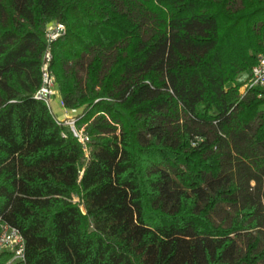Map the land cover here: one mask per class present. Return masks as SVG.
Here are the masks:
<instances>
[{
	"label": "trees",
	"instance_id": "trees-1",
	"mask_svg": "<svg viewBox=\"0 0 264 264\" xmlns=\"http://www.w3.org/2000/svg\"><path fill=\"white\" fill-rule=\"evenodd\" d=\"M47 50L85 143L34 98ZM258 53L264 0H0L18 264H264V87L240 92Z\"/></svg>",
	"mask_w": 264,
	"mask_h": 264
},
{
	"label": "built area",
	"instance_id": "built-area-1",
	"mask_svg": "<svg viewBox=\"0 0 264 264\" xmlns=\"http://www.w3.org/2000/svg\"><path fill=\"white\" fill-rule=\"evenodd\" d=\"M65 27L58 22L50 23L46 28V38L48 44L55 40L58 36L63 34ZM51 59L49 50L44 53L42 65V85L34 94V98L43 100L50 108L51 94L53 93V86L56 84L53 75L48 69V63ZM254 87H264V53L256 55L255 63L249 69L246 77L241 83L240 92L244 93L246 90ZM62 105V102L60 100ZM56 120L69 127L73 136L79 142L85 143L87 136L82 132V129H76L74 126L75 117L68 116L64 119ZM5 253L8 258L2 264H18L25 260V238L19 228L4 221L0 216V254Z\"/></svg>",
	"mask_w": 264,
	"mask_h": 264
},
{
	"label": "crops",
	"instance_id": "crops-1",
	"mask_svg": "<svg viewBox=\"0 0 264 264\" xmlns=\"http://www.w3.org/2000/svg\"><path fill=\"white\" fill-rule=\"evenodd\" d=\"M51 101L52 102H55L56 107L53 109V107L51 106ZM50 101V110L52 111V113L54 114V116L57 118V119H64L65 117H68V116H72V117H76L78 111L76 110H69V109H66L63 107L62 105V109L59 107L60 106V96L57 98H52V100Z\"/></svg>",
	"mask_w": 264,
	"mask_h": 264
},
{
	"label": "rangeland",
	"instance_id": "rangeland-1",
	"mask_svg": "<svg viewBox=\"0 0 264 264\" xmlns=\"http://www.w3.org/2000/svg\"><path fill=\"white\" fill-rule=\"evenodd\" d=\"M245 75H246V72H244L243 74H240L239 76H238V78L240 79V80H242L244 77H245ZM53 93L51 94V100H52V98H57L58 99V97H59V92H58V89H57V85L55 84L54 86H53ZM56 105L57 104H55V102H52L51 101V106L53 107V109L56 107ZM60 108L62 107V105L60 104V106H59ZM62 109V108H61Z\"/></svg>",
	"mask_w": 264,
	"mask_h": 264
}]
</instances>
